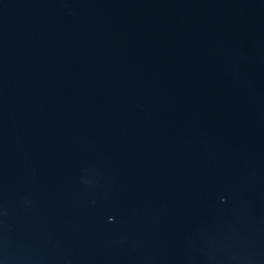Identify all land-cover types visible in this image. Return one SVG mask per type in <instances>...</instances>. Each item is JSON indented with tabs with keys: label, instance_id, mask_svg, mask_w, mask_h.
<instances>
[{
	"label": "water",
	"instance_id": "1",
	"mask_svg": "<svg viewBox=\"0 0 264 264\" xmlns=\"http://www.w3.org/2000/svg\"><path fill=\"white\" fill-rule=\"evenodd\" d=\"M0 264H264V0H0Z\"/></svg>",
	"mask_w": 264,
	"mask_h": 264
}]
</instances>
